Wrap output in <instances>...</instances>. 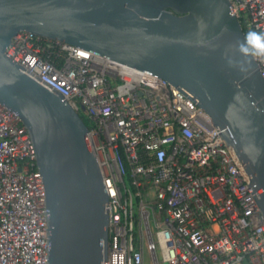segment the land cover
<instances>
[{"label":"built area","instance_id":"1","mask_svg":"<svg viewBox=\"0 0 264 264\" xmlns=\"http://www.w3.org/2000/svg\"><path fill=\"white\" fill-rule=\"evenodd\" d=\"M245 34L264 0H229ZM6 56L92 123L108 198L102 264H264V220L232 147L196 100L159 77L20 32ZM264 80V61L255 60ZM42 179L26 128L0 104V264H47Z\"/></svg>","mask_w":264,"mask_h":264},{"label":"water","instance_id":"2","mask_svg":"<svg viewBox=\"0 0 264 264\" xmlns=\"http://www.w3.org/2000/svg\"><path fill=\"white\" fill-rule=\"evenodd\" d=\"M20 32L184 89L233 148L254 192L261 190L255 200L264 220V80L255 60L239 64L232 45L245 34L229 0H0V104L18 116L34 148L44 188L47 264L106 260L108 198L78 112L6 56Z\"/></svg>","mask_w":264,"mask_h":264},{"label":"clouds","instance_id":"3","mask_svg":"<svg viewBox=\"0 0 264 264\" xmlns=\"http://www.w3.org/2000/svg\"><path fill=\"white\" fill-rule=\"evenodd\" d=\"M232 48L236 55L240 57L239 64H248L252 60L264 61V32L248 31L241 40L235 42ZM229 66H234L229 59ZM241 70H243L241 68Z\"/></svg>","mask_w":264,"mask_h":264},{"label":"trees","instance_id":"4","mask_svg":"<svg viewBox=\"0 0 264 264\" xmlns=\"http://www.w3.org/2000/svg\"><path fill=\"white\" fill-rule=\"evenodd\" d=\"M239 23L243 29L244 34H245V29H244L243 23L241 21ZM78 114H79L80 118L82 119V121L84 122V124L87 126V128L91 129L93 126L92 123H90L89 120L87 118H85L82 113L78 112Z\"/></svg>","mask_w":264,"mask_h":264},{"label":"rangeland","instance_id":"5","mask_svg":"<svg viewBox=\"0 0 264 264\" xmlns=\"http://www.w3.org/2000/svg\"><path fill=\"white\" fill-rule=\"evenodd\" d=\"M78 112L82 113L84 115V117L86 118V115H85V113L82 110L79 109ZM145 264H149V263L146 261Z\"/></svg>","mask_w":264,"mask_h":264}]
</instances>
